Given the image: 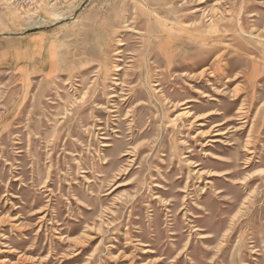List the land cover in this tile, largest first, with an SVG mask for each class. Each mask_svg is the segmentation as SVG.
<instances>
[{
	"label": "rangeland",
	"instance_id": "rangeland-1",
	"mask_svg": "<svg viewBox=\"0 0 264 264\" xmlns=\"http://www.w3.org/2000/svg\"><path fill=\"white\" fill-rule=\"evenodd\" d=\"M0 49V264H264V0L0 3Z\"/></svg>",
	"mask_w": 264,
	"mask_h": 264
},
{
	"label": "bare ground",
	"instance_id": "bare-ground-1",
	"mask_svg": "<svg viewBox=\"0 0 264 264\" xmlns=\"http://www.w3.org/2000/svg\"><path fill=\"white\" fill-rule=\"evenodd\" d=\"M190 16H183V17H181V20H185V19H187V18H189ZM177 17H173V19H176ZM170 30H174V25H171V27H170ZM142 39V38H141ZM21 54H24V52H21ZM17 55H19V52H18V54ZM120 70V69H119ZM155 86H158V85H155ZM205 97H207L206 95H203V98H205ZM129 99H131V98H127L124 102H130L129 101ZM131 101H132V99H131ZM197 101H195V100H185V102H183L182 103V105L183 104H187V103H196ZM172 103V102H171ZM175 105V104H174ZM116 113H121V111H116ZM222 113L221 112H211V113H208V115L205 117V118H207V117H209V116H215V117H217V116H219V115H221ZM241 116H240V114H239V112H237L236 113V117L235 118H228V119H225V120H223L222 121V123H220V125H225V124H227L228 122H230V121H232V120H234L235 121V119H238V118H240ZM195 118H197V117H195ZM199 120V119H198ZM214 126H217V125H214ZM214 126H213V128H214ZM212 142H217V140H213ZM223 175H225V174H223ZM217 236V235H216ZM210 236L208 235H205V236H202V237H200L202 240H204V239H207V238H209Z\"/></svg>",
	"mask_w": 264,
	"mask_h": 264
},
{
	"label": "built area",
	"instance_id": "built-area-1",
	"mask_svg": "<svg viewBox=\"0 0 264 264\" xmlns=\"http://www.w3.org/2000/svg\"><path fill=\"white\" fill-rule=\"evenodd\" d=\"M38 2L39 0H0V3H6L20 11L32 9Z\"/></svg>",
	"mask_w": 264,
	"mask_h": 264
},
{
	"label": "crops",
	"instance_id": "crops-1",
	"mask_svg": "<svg viewBox=\"0 0 264 264\" xmlns=\"http://www.w3.org/2000/svg\"><path fill=\"white\" fill-rule=\"evenodd\" d=\"M39 46H40V47H42V45H41V44H39ZM2 52H3V50L1 51V49H0V53H2Z\"/></svg>",
	"mask_w": 264,
	"mask_h": 264
}]
</instances>
